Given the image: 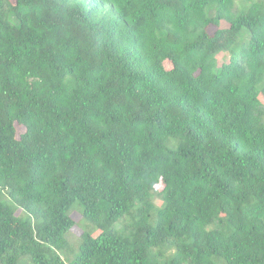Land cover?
I'll return each mask as SVG.
<instances>
[{"label": "trees", "instance_id": "1", "mask_svg": "<svg viewBox=\"0 0 264 264\" xmlns=\"http://www.w3.org/2000/svg\"><path fill=\"white\" fill-rule=\"evenodd\" d=\"M237 1L0 0V264H264V0Z\"/></svg>", "mask_w": 264, "mask_h": 264}, {"label": "rangeland", "instance_id": "2", "mask_svg": "<svg viewBox=\"0 0 264 264\" xmlns=\"http://www.w3.org/2000/svg\"><path fill=\"white\" fill-rule=\"evenodd\" d=\"M255 1L256 0H250L249 4L254 3ZM237 2H238L237 4L238 10H242L246 6V4H248V1H245V0H238ZM225 25L227 26L228 23H226ZM214 30L215 28L212 27V31ZM228 57H229V54L224 55V58L222 57L221 62H223L224 60H228L229 59ZM167 66L169 68L172 67L170 63H167ZM19 213L24 214L22 210H20ZM72 215L77 221V226L74 228V231L71 233L72 236L71 234H69V237L70 238L72 237V240L76 244V246H78L80 243V235L82 234L83 231H89L94 235H97L100 233L101 230L96 224H91L89 222H86L82 214V208L79 202L75 204L73 211H72Z\"/></svg>", "mask_w": 264, "mask_h": 264}]
</instances>
